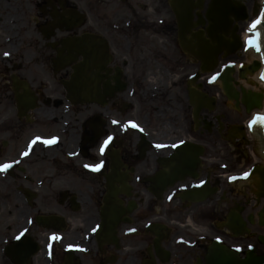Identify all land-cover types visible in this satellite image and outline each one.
Returning <instances> with one entry per match:
<instances>
[{"label":"flooded vegetation","instance_id":"1","mask_svg":"<svg viewBox=\"0 0 264 264\" xmlns=\"http://www.w3.org/2000/svg\"><path fill=\"white\" fill-rule=\"evenodd\" d=\"M172 1L0 0V264H205L216 214L245 196L195 191L222 186L215 138L242 117L222 110L224 131H209L212 111L197 123L182 105L160 121L161 99L190 106L199 67L183 60ZM152 60L161 74L147 77ZM183 138L205 147L197 177L159 183Z\"/></svg>","mask_w":264,"mask_h":264},{"label":"water","instance_id":"2","mask_svg":"<svg viewBox=\"0 0 264 264\" xmlns=\"http://www.w3.org/2000/svg\"><path fill=\"white\" fill-rule=\"evenodd\" d=\"M183 10V8L181 10L175 8L178 19L180 21L182 20L181 22L185 34L186 30L189 28L188 26L191 25L190 23L192 15L190 11L181 13ZM207 17L209 18L207 34L210 39H205L203 37V32H200L196 36L198 40L196 46L197 48L193 51V53L201 60L202 71L213 70L218 63L219 53H221L224 49H227L226 53H231L240 46V41L235 35L234 31H231L230 33L231 38L228 37V34L230 32V27L233 20H244L247 18V12L245 6L238 4L237 2H232L230 0H214L210 10L207 12ZM198 24H204V20L202 19ZM230 80V77L224 80V89L230 98H235L238 100V94L232 93L233 89L230 84ZM244 97L248 106V110L252 107L262 106V94L250 95L244 93ZM199 101L200 105H198L195 109L196 116H198L199 110L202 106V101H208V99L206 95L201 94L199 96ZM209 101L208 102L211 104V106L214 105L213 99ZM182 148L184 153H182L183 155H180L181 157L191 155L193 151L198 150V147L194 145H185ZM199 151H201V149ZM197 162V157H194L192 166H195ZM262 176L264 177V174H262ZM260 216L262 217V214ZM261 223L263 224L264 221L262 220ZM245 224L246 223L241 218H239V216H233L230 219L229 226L234 230L235 233H242L245 230ZM207 262L208 264H264V256L256 255L254 249H251L248 251L247 256L241 259L238 253L224 245H221L220 243H215L210 248Z\"/></svg>","mask_w":264,"mask_h":264},{"label":"rangeland","instance_id":"3","mask_svg":"<svg viewBox=\"0 0 264 264\" xmlns=\"http://www.w3.org/2000/svg\"><path fill=\"white\" fill-rule=\"evenodd\" d=\"M183 60H184V61L187 60L185 56H184V59H183ZM151 65H154L153 60H152L151 63H144L143 69H144V70L149 69ZM184 70H186V69H184ZM149 71H150V72H148V73L146 74L147 77H148L149 75H155V74H156V76H158L159 74H161V71H160L159 69L156 70V68H155L154 66H153V69L151 68V69H149ZM170 76H172V78L177 77V76H175V75H171V74H168V75H167V77H170ZM217 87L219 88V86H217ZM182 97H183V98H182ZM179 100L181 101L182 104H180V106L175 105V106H174V109H170V108H168V107H167L166 105H164V104H167L168 102H171V100H164V99H161V102H162L163 107H164V114H163V118H162V120H160V121L171 122V121H172L171 119H173V118H175V117H178V116H179V113H180V111H181V106H182V105L184 106L183 112H184V111L186 112L185 116H189V115H190L191 110H190V108H189V106H188V104H187V102H186V100H185V94H183L181 97H179ZM224 107H225V105L220 104L219 106H217L216 111H218L220 108H224ZM161 110H162V109H161ZM128 111H129V109H128ZM162 112H163V111H162ZM129 115H130V114H127V115H125V116L127 117V116H129ZM175 119H176V118H175ZM176 120H178V119H176ZM155 121H156V120H155ZM185 122H186V120H185ZM183 135H185V133H183ZM230 147H231L230 145H228L227 143H225V142H223V141L218 140V138L215 139V146H214V148H215L216 151H223V150H224V151H227ZM246 150H247V149H246ZM245 240H246V237H244V238H239V239L230 238V239L228 240V242L232 245V244H237V243H239V242H244ZM252 241H253V240H252ZM243 248H246V246H243ZM262 251H264V249H263Z\"/></svg>","mask_w":264,"mask_h":264},{"label":"snow or ice","instance_id":"4","mask_svg":"<svg viewBox=\"0 0 264 264\" xmlns=\"http://www.w3.org/2000/svg\"><path fill=\"white\" fill-rule=\"evenodd\" d=\"M260 24H264V14H262L256 21H253V23L249 26V28L250 29H256L257 26ZM250 46H251V42H250ZM5 55H9V54L6 53ZM257 119L264 120V115L258 114ZM254 122L255 121H253V123ZM109 140H111V137L109 138ZM105 143H108V141H106ZM102 151H103V149H102ZM9 167H11L10 164H4V165L0 166V168H3V169H7ZM89 167H93L95 170H99V168L102 167V163L99 165H94V166H89ZM53 239H58V237H53Z\"/></svg>","mask_w":264,"mask_h":264},{"label":"bare ground","instance_id":"5","mask_svg":"<svg viewBox=\"0 0 264 264\" xmlns=\"http://www.w3.org/2000/svg\"><path fill=\"white\" fill-rule=\"evenodd\" d=\"M252 2H257L258 4H259V0H256V1H254V0H250V1H248L247 3H252ZM253 3V4H254ZM252 4V5H253ZM248 5H250V10H251V7H252V5L251 4H248ZM256 74V73H255ZM256 77V76H255ZM238 83L240 84V85H242V86H246V87H248L249 86V83L246 81V80H238ZM252 89L253 90H255V91H257V90H260V87H256V86H252Z\"/></svg>","mask_w":264,"mask_h":264}]
</instances>
